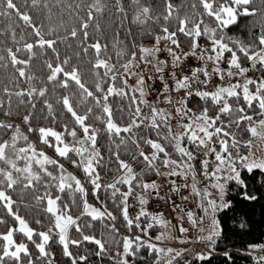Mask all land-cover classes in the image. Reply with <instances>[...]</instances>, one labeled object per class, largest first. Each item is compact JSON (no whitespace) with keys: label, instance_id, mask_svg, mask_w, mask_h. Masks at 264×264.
Here are the masks:
<instances>
[{"label":"snow or ice","instance_id":"obj_1","mask_svg":"<svg viewBox=\"0 0 264 264\" xmlns=\"http://www.w3.org/2000/svg\"><path fill=\"white\" fill-rule=\"evenodd\" d=\"M54 2L62 10H68L69 19L74 17L75 22L66 23L64 19H60L58 24L50 23L46 38L43 25L34 23L33 16L27 10H21L15 0H0L4 15H9L14 10L34 32L32 39L19 43L13 28L11 39L17 41L15 48L7 46L4 49L6 54H0L3 66L13 69L8 73L9 82H16L12 87L6 84L2 88L7 103L5 98H0V108L4 109L5 117L0 118V202H3L7 213L14 218L11 226L0 231V264H6V257L12 258V264H21V254L31 257L29 242L39 250L41 256L49 254V241H58L63 246L64 255L68 257H73L70 245H80L82 241L94 242L103 251L105 241L86 233L80 222L84 218L86 226L91 227L92 221L103 220L105 216L116 220L107 204L97 207L89 202L88 192L96 194V199L99 200L101 188L111 190V198L118 202L129 231L134 228L139 230L133 239L131 235L121 233L114 223L107 225L120 236L116 243L121 264H131L128 255L135 256L145 245L149 251H154L157 261L161 259V253L175 252V249L161 248L159 244L141 235L148 233L153 222L166 226L168 221L162 218V214L149 212L144 206L148 200L145 192L156 189L157 185L155 181L141 179L143 170L138 172L129 160L121 158V145L128 142L135 150V155H131L130 159L135 161L137 157L142 158L149 170L159 172L160 169L156 166V161L159 160L164 168L169 169L168 174L179 172L187 177L191 173V190L200 197L199 206L209 221L206 234L197 236L196 239L205 241L207 248L214 250L213 237L220 234L216 213L233 204V200L228 199V193L235 192L237 196L249 201L256 199L255 194L248 189L245 171L251 173V178L255 180L256 170H261V183L264 184V156H257L252 151L251 138L241 139L238 136L239 131L249 132L253 137L264 136V0H260L259 6L254 5V0H192L190 5L163 0L162 10H157L155 5L145 0H132L134 10L131 22L143 26L139 29L140 36L147 34L152 42L146 45L133 40L131 47L125 49L117 30L113 43L117 49V62L123 58V63L120 64L122 72L112 62L108 44L100 39L102 23L96 14L104 10L101 0H91L88 3L82 0L75 4L64 3L63 0ZM41 3L48 10L50 19L52 8L49 0H31L33 7ZM181 7H190L191 13L185 11L181 14ZM80 9L84 10L83 15L80 14ZM115 11L121 14L123 25V21L128 18L124 0H116ZM247 17L258 18L249 22V38L230 34L231 29L240 31L241 19ZM150 21L158 25L159 30L149 26ZM61 26L65 35L56 36L55 32ZM257 26L258 32H252V28ZM90 29L93 35H90ZM127 31L131 34L130 28ZM178 33L186 37L187 51L181 48ZM69 38L75 41L76 50H73L72 43H67L65 47L71 55H62L58 42ZM201 38H206L207 43L201 44ZM24 39L21 35L20 40ZM49 51L51 56L48 55ZM162 52L171 59L173 68L178 61L190 54L205 61L202 66L193 68L190 75L177 78L175 71L172 73L177 90H185L174 105L181 125V130L178 131H173L170 120L174 113L155 103H149L146 99L145 76L130 71L137 60L145 66L155 60L156 71L161 73L160 78L163 80V66L168 60L158 55ZM38 56L42 57L39 69L34 64V58ZM81 59H86L87 69L80 63ZM208 61L212 62L211 71ZM250 70L259 75H248ZM38 71L40 75H37ZM86 72L93 77L91 86L85 78ZM125 74L137 75L136 84L129 85ZM213 75L227 82H213L210 88L199 86L201 83L209 85ZM234 77L238 79H233ZM118 79L123 86L117 85ZM57 87L62 90V94H56V102L61 105L60 112L54 109L50 99ZM72 87L78 90V94L67 91ZM163 88L169 90L167 82ZM129 89L132 95H129ZM137 92L139 96L135 95ZM77 95L78 99H74ZM112 95L129 99L126 120L123 114L119 119L114 117L108 99ZM192 95L199 97L203 105L190 108L188 97ZM14 97L18 105H27L22 113L16 110L15 114L21 123L9 119L13 115ZM162 99L169 104L173 103L170 95H165ZM37 100L46 109H41L39 114L35 111ZM81 103L85 105L83 109L78 107ZM144 105H147L148 113L142 110ZM41 120H48L49 123H39ZM141 126L156 131L158 138L138 135ZM102 134L110 141L109 153L117 162L116 174L107 183L102 181L99 170L104 159L99 147V137ZM159 137H163L167 143L161 142ZM112 145H115V151ZM144 146H149V150L145 151ZM241 146L245 151L241 152ZM169 148L179 154L178 158L173 159L169 155ZM45 149H51L53 154L50 155ZM198 153L203 157L199 160L200 171L206 181L203 188L198 186L197 169L193 164ZM71 166L82 173L83 179L69 170ZM41 182L44 185L43 194L34 195V199L40 202L47 214V227L38 231L30 226L24 216L13 210L15 201L9 190L19 185H23L25 189H36ZM85 183L90 187L86 188ZM118 184L126 185V190ZM137 186L142 191H137ZM175 187L174 185V189ZM117 193L120 195L117 196ZM130 194H136L140 204V211L135 216L129 214ZM72 208L76 209L77 214L73 213ZM141 216H145L146 220L141 221ZM187 217L194 226L200 227L202 233L205 231L204 216L197 221L193 212L188 210ZM0 222L6 223L3 216H0ZM36 223L42 224L43 221L37 219ZM144 223L147 224L146 227L142 226ZM73 229L80 238L70 237ZM179 231L186 232L187 229L181 224ZM164 236L161 232L155 239L161 240ZM251 248H260L264 252V245H252ZM212 250L197 251L196 256L207 264L206 258L212 256ZM176 255H180V252H176ZM224 255L228 256V253ZM252 255L258 264H264V255L255 252ZM85 259V256H79V260ZM24 264H32V259L28 258ZM72 264H77L75 257ZM165 264H175V261L169 258ZM185 264L188 262L185 261Z\"/></svg>","mask_w":264,"mask_h":264},{"label":"trees","instance_id":"obj_2","mask_svg":"<svg viewBox=\"0 0 264 264\" xmlns=\"http://www.w3.org/2000/svg\"><path fill=\"white\" fill-rule=\"evenodd\" d=\"M64 3L72 2L81 3L82 0H63ZM83 2L88 3L91 0H83ZM115 2L116 0H101V3L104 4V10L102 13L96 14L99 16L102 23V30L100 39L102 42H106L109 47V53L112 57V62L117 64V68L120 69V64L123 63V58H120L119 62H117V49L113 43L114 33L119 31V40L122 42V46L127 49L131 47L132 41L135 40L137 43L143 42L148 45L152 42L151 38L146 34L143 37L139 34V29L143 26L138 24H133L131 22L132 12L134 10V6L132 4V0H124L126 9L128 10V18L123 21V25H121V14L115 11ZM145 2L155 5L157 10H162L163 0H145ZM174 2L178 5H184L192 2V0H174ZM18 7L21 10H27L30 15L33 16L34 23L42 24L46 33L47 38V29L50 23L58 24L60 19H64L66 23L75 22V18L73 17L71 20L69 19L70 13L68 10H62L58 5L55 4L54 0H49V5L52 8V16L49 19L48 10L43 7V4L33 7L31 5V0H15ZM260 0H254V5L259 6ZM181 14L185 11L191 13V9L181 7L179 9ZM80 14H84V10L80 9ZM258 20V18L247 17L241 19V28L240 31H236L235 29L230 30V34L235 33L237 36H242L245 39L249 38V34L247 28L250 27V21ZM211 23V21H208ZM11 25V27H9ZM173 27L175 26V20L172 21ZM149 26L156 27L158 29V25L154 22H149ZM16 30L17 41L19 43H24L28 39H32L34 37V32L31 31V26L27 25L23 22L22 18L18 17L15 14V11L12 10L9 15H4L2 10V4H0V54H6L4 52L5 47L11 46L15 48V44L17 41H13L11 39L12 29ZM131 29V34L128 33L127 29ZM258 26L256 28H252V32H258ZM23 35L25 37L24 40H20V36ZM56 36H63L65 32L63 30V26L59 28L55 32ZM90 35H93L90 29ZM181 40V48L184 51H187L188 45L186 42V37L183 34H177ZM67 43H72L74 45L73 50H76L75 41L72 38H69L67 41L58 42L59 50L62 55L68 53L71 55V52L65 47ZM201 44L207 43L206 38H201ZM163 44V42H162ZM21 54H23V49H21ZM49 56L52 54L48 53ZM199 59H196L198 61ZM42 61V57L38 56L34 58V64L39 69L40 63ZM202 61V60H199ZM74 62H76V58H74ZM203 62V61H202ZM80 63L82 66L87 69L86 59H81ZM223 67H227L226 64H222ZM13 69L9 66L5 68L3 66V62H0V98H5L6 94L3 93L2 88L7 84L9 87H12L16 82H9L8 73H11ZM42 71V69H41ZM122 72L123 70L120 69ZM256 75H259L258 72H255ZM37 75H40V71L37 72ZM85 78L87 79L88 84L91 86L93 77L91 74L86 72ZM118 86H123L120 79L116 81ZM128 84H130L128 80ZM67 91L75 92L78 94V90L74 87L69 88ZM129 95L133 93L129 89ZM62 94V90L57 87L56 93L50 95V99L54 104V109L57 112L61 111V105L56 102V94ZM135 95L139 96V93H135ZM74 99H78V95L74 97ZM109 102L112 105L114 117L119 119L123 114L124 119H127L128 115V105L129 99L127 97H121L118 95L109 96ZM203 101L200 100L199 97L192 95L188 97V106L190 108H196L197 106H202ZM123 106V107H120ZM27 105H18L15 97L13 98V115L9 117L10 120L15 121L16 123H21L20 118L15 114L18 109L19 112H23ZM79 108L83 109L85 105L83 103L78 105ZM41 109H45V106L42 104L40 100L36 101V113L39 114ZM46 110V109H45ZM142 110L147 113L149 109L147 105H144ZM170 112V111H169ZM0 118L4 117V109L0 108ZM67 118V117H63ZM39 123L48 124V120H41ZM98 123V122H97ZM59 126V125H58ZM243 128L244 125L242 124ZM163 128V125H161ZM235 130V129H234ZM138 135H148L152 138H158L156 136V131H150L148 128L141 126V130L137 133ZM126 135V134H125ZM238 136L241 139L251 138V134L246 131H239ZM71 139V137H68ZM119 139V138H117ZM161 142L167 143L163 139V137H159ZM187 143V141H184ZM109 145L110 141L103 134L99 137V147L102 150L103 154V163L100 166L101 179L103 182H110L112 176L116 174L117 162L115 158L109 153ZM143 146V145H142ZM191 147V145H189ZM145 151L149 150V146H144ZM113 151H115V145H112ZM127 149V151L125 150ZM49 152L50 155L53 154L51 149H45ZM245 151L244 147L241 146V152ZM121 158L129 160L134 166V168L139 172L141 169L143 170V175L141 179L146 181H156L160 177V173L163 169L160 161H156V166L159 168V172L156 170H149L147 166L144 164L142 158L137 157L135 161L130 159L131 155H135V150L130 142L121 145L120 148ZM169 155L172 156L173 159L178 158L179 154L172 151L169 148ZM0 166H2V162H0ZM70 171L75 172L78 176L82 177V173L78 171L75 166H71L69 168ZM245 175L248 177V189L250 193L255 194L256 199L254 201H249L244 199L243 197H239L235 192L228 193V199L233 200V204L230 205L226 209H221L217 212V219L219 220V235L214 239L215 243L213 245L212 256L206 258L207 264H255V258L249 251L246 250L247 247L255 244L262 243L264 241V184L261 183V170H256L255 172V180H253L252 174L247 173L245 171ZM126 190V185H119ZM43 183L37 185L36 189L27 188L25 189L23 185H19L9 190L12 195L13 201V210L17 211L19 215L24 216L26 220L29 221L30 226L36 228L38 231L47 227V214L45 213L44 208L41 206L40 202L34 199V195L43 194ZM85 187H90L87 183H85ZM159 188H157V191ZM137 191H142L137 186ZM156 192V191H155ZM100 199H96V194L91 191L88 192V199L90 203H93L97 207H102L103 204H107L108 210L112 211L116 220L113 221L109 217L105 216L103 220H94L92 221V226H86V220L81 218V224L84 226V230L86 233L94 234L98 238H102L105 241V249L102 251L99 249L94 242L90 241H82L80 245H70V251L73 253V257L76 258L77 264H121L120 256L117 253V241L120 239L118 233H114L112 229L107 227L108 224L114 223L116 227L120 230L121 233L125 235H131L133 239L135 238V233H137L138 229H132L129 231L126 223L123 221V217L120 211V207L118 202H114L111 198V190H106L101 188L99 190ZM120 194L117 193V196ZM148 199L151 195H147ZM153 198V197H151ZM167 202H169V195L166 194ZM129 204V214L131 216H135L136 213L140 211V204L136 194H130L128 198ZM146 206V205H144ZM169 207V204H168ZM132 209L135 210V215L132 213ZM74 214L76 213V209L72 208ZM149 211V210H148ZM151 212V211H149ZM155 213V212H153ZM157 212L156 214H158ZM161 214V213H159ZM158 214V215H159ZM0 216L5 218V222H0V231L6 230L8 226H11L14 223V218L7 213L6 208L3 202H0ZM40 219L43 221L42 224H37L36 220ZM88 219H91L90 217ZM141 221H145L146 217L141 216L139 218ZM150 219V218H148ZM142 226H147L144 223ZM157 224L153 222L152 227L149 229L147 235L154 237L156 235ZM71 238H80L76 231L73 229L70 232ZM35 238V236H34ZM50 247L48 248V255L41 256L39 250L35 248V246L29 242V251L31 253V257H26L24 254H21V264L28 259H32V264H72L73 257L65 256L62 251V245L59 244L58 241H49ZM122 251V247L120 249ZM228 253V256H225L224 253ZM85 256L86 259L81 261L79 260V256ZM128 259L131 261V264H153L156 257L154 251H149L147 246H143L141 249L137 251L135 256L128 255ZM6 264H12V258H5ZM188 264H205L203 260L198 258L196 255L192 256L190 262Z\"/></svg>","mask_w":264,"mask_h":264},{"label":"rangeland","instance_id":"obj_3","mask_svg":"<svg viewBox=\"0 0 264 264\" xmlns=\"http://www.w3.org/2000/svg\"><path fill=\"white\" fill-rule=\"evenodd\" d=\"M164 54L166 55V53ZM196 59H199L198 56H193L190 54L189 56L180 60V62L177 63V66L178 65L188 66V63L195 62ZM152 63H155V60H153ZM167 64L168 65L172 64L171 59L169 57H168V62L165 65ZM207 64L210 65V67L208 68H209V71H211L212 62L208 61ZM184 68L185 70L183 72L182 71L175 72L177 78L182 77L184 75L191 74L192 69H188L189 67L188 68L184 67ZM130 71H134L135 73L139 75L145 76V97L146 99L148 100V102L151 101L149 103H155L158 107L163 108L168 112L170 111L174 113V115L170 117L173 131L181 130V125L179 123V116L175 114L174 105L184 95V89L177 90L174 84V81L172 79V81H170L171 83L170 86H172V89H169V90L173 93L172 97H174V101H173L174 103L173 105H167L166 103H160L159 102L160 95L162 97L165 95H169L168 93L169 90H165L163 88V85L166 81L160 78L161 73L155 70L149 69L148 66H145V64L139 60H137V62L134 64L133 68L130 69ZM125 77L127 78V80H129L131 85L136 84L137 75L125 74ZM200 77H201V80L204 79L202 73L200 74ZM212 77H218V76L213 75ZM155 83L159 85V88H158L159 91H157V93L155 92V89L153 88V85H155ZM251 139L253 140L252 151L257 156H264V136H256V137L252 136ZM202 158H203L202 155L198 153L196 159L193 161V164L197 169L196 180L199 181L198 186L201 188H203L206 183V181L203 178L202 172L200 171L201 165L199 164V160ZM168 173H169V169L163 167L160 173V176H159L160 178L155 181L157 188H159V190L157 191V188H156V189H149L145 192V195H151L153 199H158L157 198L158 194L156 193L159 192L162 187L165 189V191L169 195V200H168L169 202H167L169 204V207L167 210L169 212V215L164 216L162 212H159V213L162 214V218L168 221V223L166 226H162L156 223L157 232L154 237H151L144 233H141V235H144L145 239H150L152 240L153 243L159 244L161 248H165V249L172 248L176 250L175 252L171 254L161 253L160 254L161 259L159 261L155 259L153 264H165V261L168 260L169 258L173 259L175 261V264H185V261H187L188 263L190 262L191 257L195 256L197 251L212 250V249L207 248V243L205 241L196 239L197 236L206 234L207 230L209 229V221H208L207 215L204 213L203 209L199 206L200 197L196 196L191 190V187H190L192 183L191 173H189L187 177L181 175L179 172L175 174H168ZM174 185L176 186L175 189H174ZM185 185H189V186L185 187ZM188 210H191L193 212L197 221H199L201 216L205 217V220L203 223V228L205 231L203 233L201 232L200 227L194 226L192 222L188 219L187 217ZM176 214L178 215L176 216ZM216 216H217V213H216ZM181 224H183V226L187 229L186 232L179 231V226ZM161 232L165 234L164 239L156 240L155 237L158 236ZM177 237H183V239H179ZM215 238L216 236L213 237V240ZM181 249H183L184 251H180ZM258 249L260 248H251V246L246 248V250L249 251L250 253L255 252L256 254H258L257 253ZM176 252H180V255L177 256ZM258 255H264V254H258Z\"/></svg>","mask_w":264,"mask_h":264},{"label":"built area","instance_id":"obj_4","mask_svg":"<svg viewBox=\"0 0 264 264\" xmlns=\"http://www.w3.org/2000/svg\"><path fill=\"white\" fill-rule=\"evenodd\" d=\"M162 59L163 58H167V60H168V57L164 54V53H159L158 54ZM205 63V61H195V62H192V63H188V66H184V65H178V66H176L175 68H173V66H172V64H170V65H165L164 66V68H163V77H164V80L168 83V86H169V89H172V86H170L171 85V83H170V81H172V73H173V71H177V72H180V71H184L185 70V68L184 67H189L188 69H193V68H197V67H200V66H202L203 64ZM208 67H210V65L208 64ZM248 75H252V76H256V73L255 72H253L252 70H250L249 72H248ZM233 79H238V77H234ZM213 82H215L216 84H220V83H226L227 82V80H225V81H221L220 80V78L219 77H211V80H210V83H209V85H204V84H200L199 86L200 87H202V88H210L211 87V84L213 83ZM153 88L155 89V92L157 93V91H159L158 90V88H159V85L157 84V83H155V85H153ZM185 91V90H184ZM168 93H169V95L172 97L173 96V93L169 90L168 91ZM176 94V93H175ZM175 96V95H174ZM172 100L174 101V97H172ZM164 100L162 99V96L160 95L159 96V102L160 103H166L167 105H173V103L172 104H169V103H167V102H163ZM149 102H151V101H149ZM166 194H167V192L165 191V189L162 187L161 189H160V191L158 192V195H157V198L158 199H153V198H149L148 200H147V203H146V208L149 210V211H151V212H162V214L164 215V216H168L169 215V212L167 211L168 210V203H167V199H166ZM135 210L136 209H132V213H134V215H135ZM257 253L258 254H264V252H262L261 251V249H258L257 250Z\"/></svg>","mask_w":264,"mask_h":264},{"label":"crops","instance_id":"obj_5","mask_svg":"<svg viewBox=\"0 0 264 264\" xmlns=\"http://www.w3.org/2000/svg\"><path fill=\"white\" fill-rule=\"evenodd\" d=\"M195 58V57H194ZM193 58V59H194ZM192 59V60H193ZM200 60V59H199ZM178 62H180V61H178ZM148 67H149V69H152V70H155L156 71V65H155V63H150L149 65H147ZM178 214H176V216H177ZM255 245H264V241L262 242V243H259V244H255ZM252 246V245H251ZM255 264H258V262L256 261L255 262Z\"/></svg>","mask_w":264,"mask_h":264}]
</instances>
